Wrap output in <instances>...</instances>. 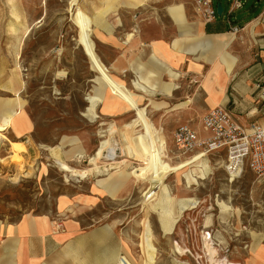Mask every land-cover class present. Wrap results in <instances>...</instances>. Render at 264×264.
Returning <instances> with one entry per match:
<instances>
[{
	"label": "crops",
	"instance_id": "crops-1",
	"mask_svg": "<svg viewBox=\"0 0 264 264\" xmlns=\"http://www.w3.org/2000/svg\"><path fill=\"white\" fill-rule=\"evenodd\" d=\"M151 1L157 0H147L137 9H132L125 5V0H120L116 11L132 10L137 16L138 10ZM233 1L227 0L226 10L218 2L222 7L221 19L216 17L213 23L205 25L199 21H189L188 18L193 16L189 0H171L165 11L175 28L174 37L172 32H167L166 29L162 31V28L156 35L157 27H152L147 35L138 31L137 37L124 44L125 35L129 33L128 31L125 34V30L130 27L129 23L121 25V20L118 19L115 24L106 20L113 28L111 36L102 32L103 39L94 35L92 37L116 56V66L107 68L117 78L132 77L143 83V76L146 78L151 74L158 84L166 83L170 78L163 66L178 74L175 83L178 85L179 82L180 87L171 96L163 95L159 87L154 94L155 98L163 97L168 108L188 100L191 102L190 98L183 100L185 88L191 79L197 83V95H201L202 107L196 106L198 116L219 107L242 127L255 124L264 128V0H240L241 7L231 11ZM94 4L99 7L100 0H95ZM83 5L89 11L90 6L84 2ZM174 5L183 8L185 22L180 25L175 23L168 12V8ZM213 5L216 7L214 3ZM45 13V0H0V56H11L14 65L13 56H23L25 45L41 44L42 38H39V34L44 28ZM119 27L120 36L114 31ZM232 28H237V32L233 33ZM15 46H19L18 55ZM35 55L43 56V52ZM224 56L231 65L229 70L223 63ZM4 58L0 59V75L3 73V62L7 60ZM19 77L23 81L22 76ZM10 78L6 81L0 78V118L7 109L4 101L10 99L3 97V93L16 91L19 94L23 89L17 80H12L9 84ZM138 92L146 98L143 92ZM99 106L101 114L113 118L131 112H105L102 105ZM24 121L31 124L27 114L24 115ZM184 121L185 117L180 115L176 125L187 124L200 138L207 135L202 134L200 126L193 128ZM222 157L219 164L222 169L225 160L223 152L204 156L186 168L193 169L202 161H207L210 174L213 166L211 159ZM95 184L96 180L90 182L84 194L76 192L70 197L63 196L60 199L57 210L65 219L59 228H55V219L45 214H27L16 222L0 221V264H119L120 257L127 258L131 264H146L141 244V210L138 204L129 205L124 202L137 184L131 180L111 187ZM235 188L236 186L232 192L235 207L231 205L232 199L226 197L222 201L231 205L232 209L221 212L217 207L218 214L209 215L203 224L212 230L215 241L222 247L231 248V260L240 261L241 264H264V216L255 215L257 211L241 207L251 205L263 210L264 177L257 178L256 182L245 181L243 188L247 191L244 196L237 197ZM220 193L225 195L224 192H219L218 198ZM195 198L201 200L199 197ZM189 199L192 198L180 200H186L188 206L191 204ZM178 201L176 199V205ZM99 212L101 214L96 217ZM178 219L169 232L163 228L159 215L150 213L152 241L156 249L153 264H181L173 254L174 244L181 234L177 226Z\"/></svg>",
	"mask_w": 264,
	"mask_h": 264
},
{
	"label": "rangeland",
	"instance_id": "rangeland-1",
	"mask_svg": "<svg viewBox=\"0 0 264 264\" xmlns=\"http://www.w3.org/2000/svg\"><path fill=\"white\" fill-rule=\"evenodd\" d=\"M45 1L46 13L43 23L44 28L39 34L42 42L41 44L35 43L23 47V56L17 57L19 71H15V63L13 65L11 56H0V59L7 58V60L4 58L5 61L2 65L3 73L0 75L1 80H8L11 72H13L9 80L10 84L12 80H15L17 76L21 75L23 81L20 80L23 83V89L17 95L24 100V108L20 114L14 116L11 121L12 123L9 126L0 124V133L6 137V140L0 142V221L16 222L27 214H45L55 219L54 222L60 225L65 219V216L58 214L57 205L60 199L63 196L70 197L76 192L86 193L90 182L100 177H106L107 174L114 171L108 170V173L104 172L97 176L90 175L84 179H75L74 177H70V169L74 168L85 171L92 168L93 164L89 162L88 158L100 152L99 144L103 139L108 138L107 130L110 124H114V131L116 132H113L111 135H114L112 141L116 145L121 146L124 125L131 123L136 118L135 112L133 111L122 117H108L100 113V106H98L96 108L98 117L94 122H90L86 116V108L89 106V96L94 94L98 89L96 82L97 74L91 69L89 58L80 43V30L76 23L75 12L76 5L78 4L79 8L86 14L92 13L89 0H82V3L81 0H75L74 3H70L69 0ZM170 1H151L148 5L138 10L137 16L134 14L135 11L132 10H115L116 12L112 11L115 13H107L106 20L112 24H115L117 19L119 21L121 20V25L122 23H129L130 28L125 30V34L128 31L129 33L125 35L124 44L133 40L132 34L137 37L139 31L147 35L152 27H157L156 35L161 32L162 28V31L166 29L167 32H172L174 37L175 28L165 11V7ZM83 2L90 6L89 11L84 7ZM218 2L222 3L224 10H226L227 0H213L215 5ZM192 15V17L188 18L190 22H200L194 14ZM217 19L220 20L221 16H217ZM114 31L116 35L120 36V27L114 29ZM102 32H105V30L97 29L95 32L93 27L90 33L91 48L99 59L103 70L112 77L117 78L108 69L109 67L116 66L114 64L116 56L111 51H108L107 48L101 46L92 37L94 35L99 39H103ZM41 51L43 52V56L35 55ZM117 79H120L124 83L128 91L136 95H141L133 86L135 79L126 76H121ZM177 84L175 83L178 89L180 83L178 82ZM186 87L183 100L186 101L188 100L187 98L191 99V102L190 100L186 101L188 103L184 107L190 103L186 108L182 107L181 104H176L168 108L167 103L164 102V98L159 96L156 98L154 96L150 98L146 97L141 102L140 107H146V115L153 127V144L157 142H161L163 145L167 144L168 153L164 155L168 156L170 164L175 166L176 169L167 178L162 179L158 183L159 187L156 191H159L165 185L168 186L169 193L173 199L171 207L174 212L177 211L176 199L194 198L196 200L195 197H199L201 200H204L201 206L202 211H205L206 207L213 206L214 208V210L206 212V217H208L211 214H218L219 212L214 207V196L216 194H219V192H224L225 194L222 195L220 193L219 198L217 197V205L218 202L225 203L222 200L227 197L232 199L230 200L231 205L235 207L234 195L232 194L234 187L236 186L237 197L244 196L247 191L243 188L245 181L256 182L257 178L249 170L245 169L238 182L229 185L219 165L223 157L211 159L213 166L211 165L212 169L210 174L209 164L207 161H202L206 162L209 166L208 172L202 178L199 176L202 162L192 169L186 168L182 165V162L173 159V148L172 144L170 145V136L172 130L178 125L177 119L179 116L183 115L185 117L184 122L190 124L193 128L200 126L202 117L196 114V106L199 105L202 107L201 95L198 96L196 93L197 83H194L190 79ZM3 97L14 100L16 95L14 92L9 91L4 92ZM151 101L166 103V107L163 110H155L149 105ZM174 101L178 100L174 99ZM15 108L16 106H13V109ZM9 109L11 108H7L5 112ZM26 114L31 120V124L24 121V115ZM28 129L30 130L27 132ZM138 129L139 127H136V130ZM23 132L25 133L23 134ZM201 132L202 134H207L202 129ZM100 133L104 136L103 138L100 137ZM64 136H75L80 140V145L76 152L82 153L84 157L80 159L74 157L65 159L62 153H67L70 149L69 145H65L62 148L61 156L66 163L62 167H59L50 156L47 148L57 147ZM119 159L120 161L126 160L123 156L115 160L117 161ZM128 161L130 162L132 160ZM100 162L110 163V161H105L104 159L99 160ZM140 165L139 162L132 161V163L130 162L128 171H131V168H138ZM189 172H192V176L197 182V184L191 183V186L195 185L196 187H185V175ZM26 173L28 174L25 175ZM196 177L201 180H197ZM130 180L133 181V179ZM126 181H129V179ZM147 188L148 185L140 181L132 194L124 201L129 205L138 204L137 206L141 210V215L143 213L145 197L142 194ZM225 204L232 209L231 205L228 203ZM243 204L245 203L243 202ZM241 207L242 209L249 208L250 210L257 211L255 215L264 216V207L263 210L251 205ZM109 208H112V206H109ZM99 211L102 212L100 209ZM235 211L237 212L238 210ZM100 214V212L96 213V217ZM229 251L228 255L230 257L231 248H229Z\"/></svg>",
	"mask_w": 264,
	"mask_h": 264
},
{
	"label": "bare ground",
	"instance_id": "bare-ground-1",
	"mask_svg": "<svg viewBox=\"0 0 264 264\" xmlns=\"http://www.w3.org/2000/svg\"><path fill=\"white\" fill-rule=\"evenodd\" d=\"M69 1L70 3L75 2V0ZM146 1L147 0H125L124 3L126 6L132 9H137L141 4ZM94 2L95 0H89V5L91 6L92 10V13L90 14H86L85 12H83L81 8H79L78 4L76 5L75 9L76 23L80 30V43L82 44V47L89 58L91 69L97 74L96 82L98 84V89L97 91H95L94 94L89 96V106L86 108V116L88 117L90 122H94L95 119L98 117V114L96 113V108L99 105H102L103 110L105 112L133 111L135 112L136 118L131 123L124 125V130L122 133L123 140L121 146L116 145L114 141H112V137L114 135H111L113 134V132H115V127L114 124H110L107 130V133L109 135L108 138L103 139L99 144L100 152L97 155L88 158L89 162L93 164L92 168L87 169L85 171L71 168L69 173L70 177L72 178L74 177L75 179H84L90 175L97 176L104 172H107L108 170H114L110 174H107L108 172L105 173L107 174L106 177H100L99 179H97L96 184L100 186L111 187L114 184L120 185L121 183L126 182V180L128 179H133V182L135 184H138L141 181V183L148 185V188L145 190V192H142V195H145V197L142 210V221L140 222L143 230L141 244L143 254L146 258V264H153L156 258V249L153 246V236L149 223L150 213H157L160 217V221L163 225V228L166 231L170 232L176 219L182 213V210L187 209L190 205H186V200H179L176 206L177 211L174 212L173 208L171 207L173 199L169 193L168 186L165 185L159 191H156V189L159 187L158 183L162 179L167 178V176L170 173L174 172L176 169L175 166L170 164L168 156L164 155L168 153L167 144L163 145V143L161 142L153 144V127L146 115V107H140L144 96L136 95L128 91L124 83L120 81V79L114 78L108 73H106L101 67L99 59L93 53L91 48L90 33L92 32L93 27L95 32L97 31V29H103L105 30L108 36H111L113 28L106 21V15L107 13L115 11L117 9L118 5L120 4V0H100L99 7L95 6ZM168 12L176 24L180 25L185 22L184 12L181 6H170L168 8ZM135 36L136 35L132 34V38H134ZM18 47L19 46H15L16 54ZM17 57L18 56H13L16 72L19 71ZM223 63L226 65L227 70L231 68V65L229 64L228 60H226V56H224ZM138 66L140 67V65ZM163 68L169 75V82L158 84V82L152 79V76L150 74L147 75L146 78H144L143 76V83L135 81L133 83V86L137 90L143 92L147 98L154 96L155 92L159 89L163 95L171 96L172 92L177 89L174 82L175 79L178 77V74L171 71L170 68H168L167 66H163ZM16 80L17 82H19V85L23 86V83L20 80L19 76L16 77L15 81ZM214 83L215 80L213 81V85ZM15 95L16 97H14V100L7 99L4 101V106H6V108L11 109L7 112H3L2 117L0 118V124H6L9 126L12 123L11 121L13 120L14 116L20 114L22 109L24 108V100L17 95L16 91ZM187 103L188 102L183 103L181 104V106L184 107ZM149 105L155 110H160L166 107V103L163 102L156 103L151 101ZM13 106H16V108L13 109ZM136 127H139V129L136 130ZM141 135L143 136L141 137ZM100 137L103 138L104 136L100 133ZM3 140H6V137L2 133H0V142H2ZM65 145L70 146V149L67 153H62L65 159H68L70 157L80 159L84 157L82 153L76 152L79 148L80 140L75 136H64L62 137L57 147L47 148L50 156L59 165V167H62L66 163L61 156L62 148ZM120 156L125 157L126 160L124 159L120 161L119 159L116 161L115 159L118 157L120 158ZM101 159H104L105 161H110V163H99V160ZM128 160L139 162V164L141 165L138 168H131V171H128L130 162L132 163V161L129 162ZM208 170V164L206 162H202L200 165L199 176L201 178L204 177ZM27 174L28 173H26L25 175ZM185 179L186 188H190L191 183L197 184L196 179L192 176V172L186 174ZM189 202L191 204L195 203L193 199H189ZM217 207L218 209H220L221 212L231 210L230 206L223 202H218ZM174 250H176L179 254H182V248L179 247L176 243L174 244ZM124 259L128 264H131L127 260V258Z\"/></svg>",
	"mask_w": 264,
	"mask_h": 264
},
{
	"label": "built area",
	"instance_id": "built-area-1",
	"mask_svg": "<svg viewBox=\"0 0 264 264\" xmlns=\"http://www.w3.org/2000/svg\"><path fill=\"white\" fill-rule=\"evenodd\" d=\"M193 14L203 24L213 23L217 17L212 0H189ZM241 7L240 0H234L231 11ZM233 33L237 28H232ZM201 129L207 133L200 138L198 133L187 124L179 125L172 132L173 159L182 162L185 167L212 153L223 152L225 160L222 170L228 184L240 179L245 168L256 178L264 177V128L255 124L242 127L223 109L217 107L201 117ZM214 196V207L217 208ZM204 200H195L185 209L177 221L181 234L175 242L182 248L179 254L173 248V254L181 264H241L229 257V248L222 247L212 237V230L204 226L206 212L202 211ZM211 204V203H209ZM60 225L55 223V228ZM185 258V260H184ZM119 264H128L123 257Z\"/></svg>",
	"mask_w": 264,
	"mask_h": 264
},
{
	"label": "water",
	"instance_id": "water-1",
	"mask_svg": "<svg viewBox=\"0 0 264 264\" xmlns=\"http://www.w3.org/2000/svg\"><path fill=\"white\" fill-rule=\"evenodd\" d=\"M215 9H216V15L217 16H221V14H222V7H221V5L220 4H217L216 7H215Z\"/></svg>",
	"mask_w": 264,
	"mask_h": 264
}]
</instances>
